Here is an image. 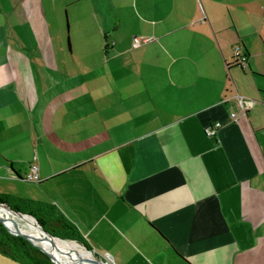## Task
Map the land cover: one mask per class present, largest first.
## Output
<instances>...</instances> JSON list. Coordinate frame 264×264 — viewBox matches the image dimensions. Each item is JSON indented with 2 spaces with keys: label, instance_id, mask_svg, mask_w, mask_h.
Wrapping results in <instances>:
<instances>
[{
  "label": "crops",
  "instance_id": "0c3cea01",
  "mask_svg": "<svg viewBox=\"0 0 264 264\" xmlns=\"http://www.w3.org/2000/svg\"><path fill=\"white\" fill-rule=\"evenodd\" d=\"M216 2L0 0V194L52 204L112 264H264L258 8L238 28Z\"/></svg>",
  "mask_w": 264,
  "mask_h": 264
},
{
  "label": "trees",
  "instance_id": "16d2710c",
  "mask_svg": "<svg viewBox=\"0 0 264 264\" xmlns=\"http://www.w3.org/2000/svg\"><path fill=\"white\" fill-rule=\"evenodd\" d=\"M243 53L247 57V54L245 52ZM227 66H229V64H227ZM0 203L17 211L30 214L34 220L28 218L33 224H36L38 229L41 228L49 234L61 239L75 241L91 250L80 236L78 230L68 222L52 204L4 194H0ZM46 251L72 264L66 258L52 251ZM0 253L20 264H63L64 262L51 259L27 239L9 232L2 223H0Z\"/></svg>",
  "mask_w": 264,
  "mask_h": 264
},
{
  "label": "rangeland",
  "instance_id": "374dc122",
  "mask_svg": "<svg viewBox=\"0 0 264 264\" xmlns=\"http://www.w3.org/2000/svg\"><path fill=\"white\" fill-rule=\"evenodd\" d=\"M225 1H227V0H224V2ZM231 1H235V2H231V3L229 2V4H227V5L224 3H217L216 2V4L213 7V10H212L213 13L215 15L223 16L224 18L231 21V24L233 23L234 26H235V24L238 25V28H239L240 22L243 23L242 25L244 27H246L247 26L246 23L250 24V18H249V14H248L250 11V8L254 9L257 6L258 9H257V14H256V16H257L256 21H257L259 28H260V31H259L260 34L251 35L247 40L253 39V41H254L252 44V47L249 48V52L252 55V57L254 54V63L256 65V67L257 66L260 67V65L264 66V56L259 57L256 55L257 53H261L264 55V0H248L246 4H244V3L240 4L239 0H231ZM235 3H239V4L236 5ZM233 30H234V28H233ZM244 81L247 82L248 80L246 78H244ZM262 82L264 83V80ZM246 98L253 99L251 97H246ZM2 215L3 214H0V216H2ZM3 217H6V219H7L6 223L7 224L14 225L11 217H9V216H3ZM35 233L36 232H33V234H35ZM33 234H31V235H33ZM35 238H37V237H35ZM68 241H71V240H68ZM72 242H75V241H72ZM75 243H77V242H75ZM77 244H79V243H77ZM79 245H81V244H79ZM92 253L94 255L93 251H92ZM110 264H112V263L110 262Z\"/></svg>",
  "mask_w": 264,
  "mask_h": 264
},
{
  "label": "bare ground",
  "instance_id": "6f19581e",
  "mask_svg": "<svg viewBox=\"0 0 264 264\" xmlns=\"http://www.w3.org/2000/svg\"><path fill=\"white\" fill-rule=\"evenodd\" d=\"M0 214H3L2 216H9L12 218L14 225L6 223L11 229L17 228L19 231L27 234H33V232L39 230L38 227L33 224L28 217L20 218L17 216H11L10 214L2 210H0ZM34 241L36 243H39L44 249L50 250L53 253L66 258L72 264H99L94 260L95 258L93 253L87 252L81 245L75 242H62L58 240H55L54 242H38L36 238L34 239Z\"/></svg>",
  "mask_w": 264,
  "mask_h": 264
},
{
  "label": "water",
  "instance_id": "95a60500",
  "mask_svg": "<svg viewBox=\"0 0 264 264\" xmlns=\"http://www.w3.org/2000/svg\"><path fill=\"white\" fill-rule=\"evenodd\" d=\"M0 210H2L4 212H7L11 216H17V217H20V218L29 217V218L34 220V218L30 214H27V213H24V212H21V211H17L15 209L3 204V203H0ZM6 220H7L6 217L0 216V223H2L8 229L9 232L17 234V235H20L23 238L27 239L30 243H32L34 246H36L39 250H41L43 253H45L47 256H49L51 259L56 260V261H62V262L64 261L63 259L58 258L57 256L47 252L39 243H36L34 241V239H35V237H37L36 240L38 242H49V241L50 242H54L55 240L65 242V241H68V240L61 239L59 237L53 236V235L49 234L47 231H45V230H43L41 228H39V230L36 231V233L33 234V235L27 234V233H23V232L19 231L17 228L11 229L6 224ZM83 248L87 252H91L92 253V250L88 249L86 246H83ZM94 258H95L94 260L97 263H99V264H110L108 258L105 257V256H101V255H98L97 253H94ZM63 264H69V263L64 261Z\"/></svg>",
  "mask_w": 264,
  "mask_h": 264
},
{
  "label": "built area",
  "instance_id": "2783aa9c",
  "mask_svg": "<svg viewBox=\"0 0 264 264\" xmlns=\"http://www.w3.org/2000/svg\"><path fill=\"white\" fill-rule=\"evenodd\" d=\"M149 39L148 38H140V37H134L133 38V47H138L142 45L143 43L147 42ZM233 61L237 65L243 67L246 64V56L241 50L240 46H236L235 49L233 50ZM237 100L239 102L240 108L245 111L247 104L249 101H247L244 97L237 95ZM232 117H235V114H231ZM220 127V123L216 122L210 126H208L205 129V134L209 136H214L215 131L217 128ZM25 179L32 181V182H39L41 181L40 173H39V167L36 163L32 164L30 166L29 172L25 175Z\"/></svg>",
  "mask_w": 264,
  "mask_h": 264
}]
</instances>
